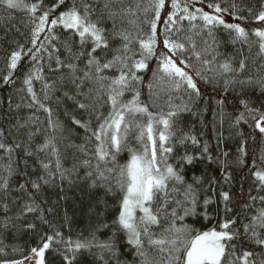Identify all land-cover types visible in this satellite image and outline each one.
<instances>
[{
  "label": "snow or ice",
  "instance_id": "obj_1",
  "mask_svg": "<svg viewBox=\"0 0 264 264\" xmlns=\"http://www.w3.org/2000/svg\"><path fill=\"white\" fill-rule=\"evenodd\" d=\"M0 264H264V0H0Z\"/></svg>",
  "mask_w": 264,
  "mask_h": 264
}]
</instances>
